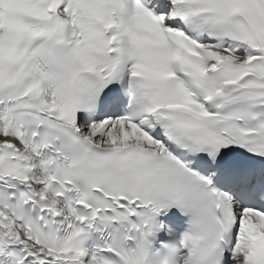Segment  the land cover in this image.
<instances>
[{"label": "snow or ice", "instance_id": "6c2138e0", "mask_svg": "<svg viewBox=\"0 0 264 264\" xmlns=\"http://www.w3.org/2000/svg\"><path fill=\"white\" fill-rule=\"evenodd\" d=\"M0 264H264V0H0Z\"/></svg>", "mask_w": 264, "mask_h": 264}]
</instances>
